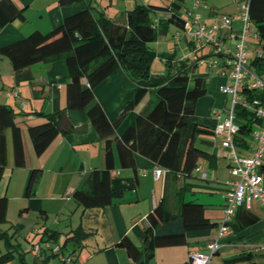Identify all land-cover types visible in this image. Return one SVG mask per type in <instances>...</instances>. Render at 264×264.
Wrapping results in <instances>:
<instances>
[{
	"label": "crops",
	"instance_id": "obj_1",
	"mask_svg": "<svg viewBox=\"0 0 264 264\" xmlns=\"http://www.w3.org/2000/svg\"><path fill=\"white\" fill-rule=\"evenodd\" d=\"M12 1L18 7L25 8L24 18L15 19L0 30V47L17 41L35 30L44 33L58 27L65 16L76 11L82 4L94 6L104 11L105 15L112 20L123 22L126 12L136 4L168 6L172 0H82L77 5H61L58 0ZM244 1L238 0V6ZM201 8L203 9L200 15L202 21L207 24L214 21L215 7L204 5ZM168 15L165 11L152 14L154 19L166 18ZM238 22H234V30L239 29ZM170 25L159 35L166 33ZM158 36L156 47L153 48L158 54L170 55L167 48L163 47L169 45L168 41L164 42V38L158 39ZM182 42L192 46L190 41L182 40L178 42L176 53L184 51L185 46H182ZM173 60L176 59L173 58ZM167 71L165 65L164 72L158 73L151 70V73L160 76ZM174 71L175 69H170L171 73ZM210 71L213 70L210 68ZM200 76L208 79L203 74ZM220 80L226 81V78L213 72L210 81L213 89L218 93H220ZM67 81L68 71L62 59L13 69L7 57H0V104L8 106L14 112L16 127L15 132L11 127L0 129V197L6 198V220L12 208L21 219L36 218L37 223L32 228V232L34 235H39V239H34V235L25 237L28 248L20 251L25 253L26 264H40L44 256L42 253L34 256L30 251L32 245L40 243L44 253L51 254L49 249L55 244L61 247L65 238L71 236L72 230L79 225L86 236L80 242L76 240L67 242L62 247V252L57 253L48 261V264H57L62 254L70 257L76 264H133L126 251L116 246V242L128 236L135 245L142 246L143 229L148 223L147 214L163 197H165L164 208L167 211L177 212L181 200L194 201L205 207L206 217L211 221L220 222L223 213V196L228 189V182L232 179L230 173L224 188L221 185L222 188L199 183L203 179L195 173L185 177L165 172L157 179L153 175V168L157 165L137 153L134 154L133 167L129 168L121 167L115 154L116 169L112 175L111 187L123 190L122 199L104 208L83 210L71 195L76 188L82 186L83 179L89 171L103 167L104 141L90 123L84 109H64ZM82 83L85 84L84 79ZM134 86L133 81L119 70L93 89L94 101L99 103L109 121H115L125 104L133 99ZM145 97L146 100H144ZM205 99L204 102L199 100L196 106L195 112L200 118L212 117V110L215 109V100L212 97ZM153 101L152 92L144 93L139 101L129 108L116 133L122 134L136 116L148 109ZM225 103L226 100L223 101V106ZM60 111L63 112L60 123L66 131L58 133L40 155L35 154L29 128L46 122L41 114H55ZM207 148L214 152L213 159H215L218 148H213L211 144ZM244 154L250 155V150H244ZM20 155L23 157V166L16 165L17 156ZM198 163L208 172V168L204 166V159ZM228 164L229 159L227 166ZM33 169H40L41 172L33 193L27 196L26 185ZM214 178V182H218L216 175ZM198 193L208 194L210 198L203 201L197 196ZM214 195H217V198ZM256 202L260 205L258 201ZM260 207L263 215L259 221L245 229L235 232L228 227L224 234L219 235L217 224L211 229L188 231L185 244L159 247L155 250L154 257L145 264L188 262L190 253L205 250L206 245L214 240L218 241L219 248L212 256L222 253L225 249L221 264H227L226 261L234 256L227 255V250L233 249L232 247H240V251L251 249L256 261L259 258L264 260V250L254 249L255 245L264 243V208L261 205ZM207 208L218 210L217 217L206 213ZM50 215L54 216L52 223H49ZM7 222L9 221L4 223ZM63 222L64 225H62ZM15 224H18V234H21V230L25 227L24 223L19 221ZM15 224H10L8 228L14 229ZM55 225H57L56 228ZM44 229L56 233V237L43 236ZM256 252L262 253L256 255ZM27 253L31 258L29 261L25 258ZM212 256L209 264H214ZM2 264L15 263L11 259Z\"/></svg>",
	"mask_w": 264,
	"mask_h": 264
},
{
	"label": "trees",
	"instance_id": "obj_2",
	"mask_svg": "<svg viewBox=\"0 0 264 264\" xmlns=\"http://www.w3.org/2000/svg\"><path fill=\"white\" fill-rule=\"evenodd\" d=\"M58 1L61 5H77L82 0ZM185 1L172 0L168 6L136 4L126 12L123 22L112 20L104 11L94 6L82 4L76 11L65 16L58 27L44 33L35 30L0 47V57H7L13 69L38 62L64 60L68 71L64 109H84L90 123L104 141L103 167L89 171L82 186L76 188L71 195L83 210L104 208L122 199L123 190L111 187L112 175L116 169L115 154L121 167H133L134 154L137 153L164 168L167 173L185 177L194 173V167L201 159L212 161L214 158V152L207 146L216 120L213 117L200 118L195 112L199 98L208 92L207 79L200 75L192 76L198 58L192 63L173 60L171 55L158 54L149 45L160 33L166 31L169 24L182 27V7ZM24 10L12 0H0V30L15 19H23ZM158 11H165L169 15L154 19L152 14ZM248 15L257 39L263 46L261 54L253 57L248 64L257 75H264V0H249ZM155 56L166 59V74L156 76L151 73ZM170 69L175 71L171 73ZM119 70L135 85L133 99L125 104L115 121H109L99 103L94 101L93 89ZM146 92L154 94L151 106L138 114L122 134H117L116 130L129 108ZM241 92L264 101V91L242 88ZM234 113L239 125L237 141L244 146L252 128L259 125L260 120L251 111L237 105ZM62 114V111L41 114L46 122L29 128L35 154L40 155L58 133L66 131L60 123ZM14 115L8 106L0 104V129L11 127L14 131ZM16 165H24L22 155L17 156ZM40 172V169L30 172L25 191L27 196L33 193ZM164 199L165 197L147 214L148 223L143 229L142 246L135 245L128 236L116 242V246L126 251L133 264L147 263L159 247L185 244L188 231L211 229L217 224L219 226L220 222L211 221L205 216V207L200 203L181 200L178 211L170 212L164 208ZM6 206V198L0 197V224L7 221ZM259 219L251 208L240 205L228 225L238 232L257 223ZM17 226L18 224L13 226L15 228L12 233L0 229V243L5 248L2 252L0 248V264L13 259L15 252L19 254L20 264H26L25 253L18 251L19 243L12 241L19 232ZM45 235L48 238L56 237V233L47 229L43 231V236ZM85 236L82 227L77 226L72 230V235L65 238L60 247L61 252L67 242H80ZM44 252V248H41L39 254L44 256L40 264H48L57 255ZM253 256L251 249L243 250L226 262L264 264L258 263ZM72 264L76 263L72 261Z\"/></svg>",
	"mask_w": 264,
	"mask_h": 264
},
{
	"label": "built area",
	"instance_id": "obj_3",
	"mask_svg": "<svg viewBox=\"0 0 264 264\" xmlns=\"http://www.w3.org/2000/svg\"><path fill=\"white\" fill-rule=\"evenodd\" d=\"M200 4L201 0H191L190 7L183 16L184 23L174 33L173 38L177 43L188 40L198 48L209 45L208 56L212 59L208 62V66L215 74L226 78V83L219 86V91L231 95L229 107L212 110L216 124L210 138L213 148L219 145L227 150L229 173L232 176L223 196V216L218 226V234L222 235L228 230V224L234 218L238 206L242 205L250 209L252 201L256 200L264 208V101L241 92L242 88L264 91V75H257L248 64L246 42L251 36L249 0L238 6V11L241 13L238 30L233 29L235 20L229 15H222L209 24L202 21L197 12ZM260 54L261 52L257 55ZM197 62H201V58H198ZM236 105L251 111L254 117L260 120V124L252 128L249 140H246L244 146L239 145L236 137L239 133V125L235 121L234 113ZM244 150H250L251 154H244ZM165 172L162 167L153 168V175L157 179ZM193 172L201 179H207V171L200 163L194 167ZM41 248L42 245L36 243L32 245L30 251L36 256ZM218 248L217 240L209 242L205 250L189 254L188 264H209L211 256ZM254 249L264 250V244H257ZM50 251L59 253L60 246L55 244ZM57 264H72V259L62 254Z\"/></svg>",
	"mask_w": 264,
	"mask_h": 264
},
{
	"label": "rangeland",
	"instance_id": "obj_4",
	"mask_svg": "<svg viewBox=\"0 0 264 264\" xmlns=\"http://www.w3.org/2000/svg\"><path fill=\"white\" fill-rule=\"evenodd\" d=\"M204 1V2H203ZM190 2L191 1H187L184 6L182 7V15L185 16L186 15V9L190 7ZM201 5H199V9H197V12L201 15V11H203V9L201 7H203L204 5L210 7L213 6L215 7V13L213 15V20H217L219 19L222 15H229L232 17L233 20L235 21H239L241 19V13L238 11L237 7H238V0H201ZM180 28H177L175 25L171 24L170 28L167 30L166 33L161 34L158 36V39H162L164 38V42L165 40L168 41L169 45L163 46L164 48H167L168 53L176 60H186L188 63H192L194 60H196L197 58H201V62H197V66L196 69L194 70V72L192 74H203L205 76L208 77L207 82H208V92L205 96L199 98L200 101L206 100L205 98H209L212 97L215 102V109L216 110H222L223 107H229L230 103H231V95L230 94H221L218 93L217 91H215L213 89V84L210 81L211 76H213V71H210V68L208 66V62L211 61L212 57L208 56L209 54V50H210V46L209 45H204L202 48H198V47H194L191 45H187L185 42H182V46L184 47V51H177L176 50L178 47V43L175 42L174 38H173V34L175 33V30H179ZM250 32H251V36L248 37L247 39V59H248V63L250 62V60L255 57L258 53H260L263 50V46L262 43H260L257 39V36L255 34V30L253 25H250L249 28ZM156 42L157 39L155 41H153L152 43H150L149 45L152 47H156ZM165 58H161L160 56H155L153 61H152V69L158 73H162L165 71ZM212 72V73H211ZM225 80H220V85L222 86L223 84H225ZM219 85V86H220ZM146 100V97L145 99ZM226 100L225 105L223 106V101ZM217 153L215 154V159H213L212 163L210 164L211 161L209 160H204V166L206 168H208V181L205 180H201L199 181V183H202L203 185L206 186H219V187H225V182L228 179L229 175V166H227L228 163V159H227V150L221 148L219 145H217ZM217 177V181L218 182H214V177ZM211 180V181H210ZM221 185V186H220ZM221 187V188H222ZM197 196H199V198H201L203 201L204 199H208L210 198V196L208 194H202V193H198ZM215 198H217V195H214ZM252 212L255 213L256 215L259 216V218H261V215H263V211L260 207V205L257 204L256 201H252ZM206 213H209L210 215H212L213 217H217V215L219 214L218 210H212V209H208ZM223 216V213H222ZM36 218L32 217L30 219H25V218H19L16 215L15 210L12 208L11 212L9 213V215L7 216V220L9 222L7 223H2L0 225V229L1 230H7L9 233H12L13 228H8L10 224H15L17 222H22L24 223L25 227L21 230V234L17 233V236L15 239H12L13 242H18L19 245L17 246L19 251L22 250H26L28 248V245L26 244V238H29L31 236L34 235V233L32 232V228L34 226H36ZM54 219L53 215H50L49 218V223H52ZM65 223L63 222L62 225H64ZM57 227V225H55V228ZM41 234V232L39 233ZM41 236V235H40ZM34 239L36 238L37 240L39 239V235H34L33 236ZM264 243H261V245H263ZM0 248H1V252L5 250L4 246L2 243H0ZM233 249L231 250H227L228 253L227 255H235L238 254L239 251L241 250L240 247H232ZM226 251V252H227ZM230 251V252H229ZM225 253V249L222 250V253L220 252V254L218 255H214L213 257V262L214 264H221L222 263V258L224 257ZM262 252H256V255L261 254ZM26 260L29 261L31 260L30 256L28 255V253L25 256ZM12 262L15 264H19V256L18 253L15 252V258L14 260L12 259ZM258 263H264V260L262 258H259V260L257 261Z\"/></svg>",
	"mask_w": 264,
	"mask_h": 264
}]
</instances>
